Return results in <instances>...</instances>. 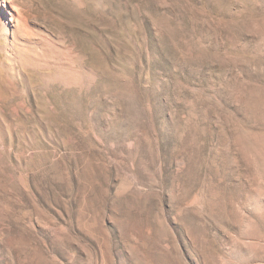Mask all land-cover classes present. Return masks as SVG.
I'll return each instance as SVG.
<instances>
[{"label": "rangeland", "instance_id": "374dc122", "mask_svg": "<svg viewBox=\"0 0 264 264\" xmlns=\"http://www.w3.org/2000/svg\"><path fill=\"white\" fill-rule=\"evenodd\" d=\"M19 2L0 264H264V0Z\"/></svg>", "mask_w": 264, "mask_h": 264}, {"label": "bare ground", "instance_id": "6f19581e", "mask_svg": "<svg viewBox=\"0 0 264 264\" xmlns=\"http://www.w3.org/2000/svg\"><path fill=\"white\" fill-rule=\"evenodd\" d=\"M15 13H16V15H15ZM23 14H24V8H23L22 4L19 2V0H0V32H1V36H3L2 32H4V29L8 27L9 33L13 37H16L17 29L19 30L20 23L23 20ZM9 23L11 25H9ZM11 26H12V28H11Z\"/></svg>", "mask_w": 264, "mask_h": 264}]
</instances>
